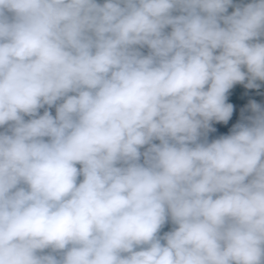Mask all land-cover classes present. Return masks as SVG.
Masks as SVG:
<instances>
[{
  "label": "clouds",
  "instance_id": "1",
  "mask_svg": "<svg viewBox=\"0 0 264 264\" xmlns=\"http://www.w3.org/2000/svg\"><path fill=\"white\" fill-rule=\"evenodd\" d=\"M264 0H0V264H264ZM167 229V230H165Z\"/></svg>",
  "mask_w": 264,
  "mask_h": 264
},
{
  "label": "crops",
  "instance_id": "2",
  "mask_svg": "<svg viewBox=\"0 0 264 264\" xmlns=\"http://www.w3.org/2000/svg\"><path fill=\"white\" fill-rule=\"evenodd\" d=\"M250 100L264 104V86L259 90L245 89L242 85L235 86L229 97V102L234 105L233 117L227 125H215L217 132L211 135L226 134L231 126L239 120L241 109L245 108Z\"/></svg>",
  "mask_w": 264,
  "mask_h": 264
},
{
  "label": "trees",
  "instance_id": "3",
  "mask_svg": "<svg viewBox=\"0 0 264 264\" xmlns=\"http://www.w3.org/2000/svg\"><path fill=\"white\" fill-rule=\"evenodd\" d=\"M217 135H219V134H217Z\"/></svg>",
  "mask_w": 264,
  "mask_h": 264
}]
</instances>
